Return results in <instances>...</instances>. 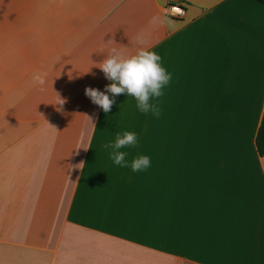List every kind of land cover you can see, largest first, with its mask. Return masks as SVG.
I'll return each mask as SVG.
<instances>
[{
  "label": "crops",
  "instance_id": "1",
  "mask_svg": "<svg viewBox=\"0 0 264 264\" xmlns=\"http://www.w3.org/2000/svg\"><path fill=\"white\" fill-rule=\"evenodd\" d=\"M138 37L172 77L159 118L85 95ZM263 116L255 0H0V264H264ZM123 131L147 170L101 147Z\"/></svg>",
  "mask_w": 264,
  "mask_h": 264
},
{
  "label": "clouds",
  "instance_id": "2",
  "mask_svg": "<svg viewBox=\"0 0 264 264\" xmlns=\"http://www.w3.org/2000/svg\"><path fill=\"white\" fill-rule=\"evenodd\" d=\"M153 23H155V18ZM137 42L141 47L130 56L123 55L117 48L109 51L108 55L98 64V68L111 83L106 85L104 92L86 87L85 95L91 99L92 103L108 113L115 100L110 99L105 93H110L113 97L127 94L136 100V107L142 114L151 112L154 117L159 118L161 115L159 105L151 101L163 95L162 89L169 84L172 77L161 66V57L144 47L145 41L141 37L137 38ZM45 76L44 73H34L32 83L39 85L42 90L46 83ZM60 101V105L65 102L61 99ZM137 143L135 133L123 131L115 134L114 141L104 143L101 147L105 150L111 149L109 158L115 165L130 167L133 172H140L151 166L150 157L140 155L129 164L125 160L127 153L120 151L122 148L136 147Z\"/></svg>",
  "mask_w": 264,
  "mask_h": 264
},
{
  "label": "trees",
  "instance_id": "3",
  "mask_svg": "<svg viewBox=\"0 0 264 264\" xmlns=\"http://www.w3.org/2000/svg\"><path fill=\"white\" fill-rule=\"evenodd\" d=\"M255 1L264 5V0H255ZM256 147H257L258 154L261 157H264V116H263L261 125L259 127L258 133H257Z\"/></svg>",
  "mask_w": 264,
  "mask_h": 264
},
{
  "label": "built area",
  "instance_id": "4",
  "mask_svg": "<svg viewBox=\"0 0 264 264\" xmlns=\"http://www.w3.org/2000/svg\"><path fill=\"white\" fill-rule=\"evenodd\" d=\"M167 15L171 18L182 19L185 16V9L181 5H171L168 7Z\"/></svg>",
  "mask_w": 264,
  "mask_h": 264
}]
</instances>
